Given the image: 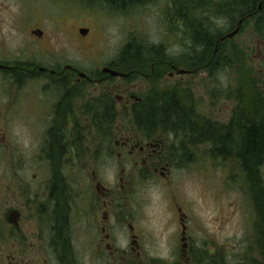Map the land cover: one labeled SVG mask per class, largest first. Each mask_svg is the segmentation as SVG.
<instances>
[{"label":"flooded vegetation","instance_id":"1","mask_svg":"<svg viewBox=\"0 0 264 264\" xmlns=\"http://www.w3.org/2000/svg\"><path fill=\"white\" fill-rule=\"evenodd\" d=\"M80 1L100 3L120 12L129 5L128 0L120 4L111 0ZM165 2L163 11L167 10V13L162 16V25L169 38L164 43H155L158 48L149 46L141 49L165 57L152 64L151 74L142 77L157 78L163 73L162 68L171 69L169 79L175 80L174 83L177 81L176 84L188 81L187 77L192 81L200 76L199 81L208 100H205L201 111H197L194 105V113L199 115L203 128L211 126L220 136L217 160L224 165L241 167L237 176L252 180L257 164L264 169V159L259 160L255 154L254 135L257 116L263 117L261 122H264V0H254L241 13L232 16L225 14L224 6H220L221 15L211 20H208L209 7L206 4L194 9L192 0ZM180 6H185V9H180ZM6 10L5 4L0 5V32L3 31L0 37V74H13L20 67L12 66L7 62L9 60L4 59L12 54V32L16 33L23 40L27 39L21 42V47H24L16 48L17 53L27 51L29 60L24 65L29 67V74L45 76L44 90L50 94L49 89L56 88V96L53 97L57 103L52 111L45 113L46 127L42 131L38 155L21 160L29 164L18 165V160L12 164L13 168L37 166L42 174L35 172L15 178L18 185L12 190L6 222L0 223V264H221L222 257H225L223 240L219 244L212 242L207 229L192 222L191 214L177 200V195L173 197V206L168 209L167 222H143L152 213L145 212L141 206L143 198L133 190L134 182L157 176L170 181L178 169L192 160L191 152L183 150L181 143L173 142L167 136L149 138L128 133L116 139L114 144L109 137V146L98 152L91 148L81 149L80 131H84L81 119L88 122L96 116H112L113 100L116 106H122L117 115L131 113L135 103L144 101V97L134 94L135 86L129 73L119 70L114 64L119 60L122 66L126 64L127 57L123 55L129 51L128 43L117 49L114 62L100 63V70L96 72L83 71L74 61L63 57L58 60L56 55L50 58L54 63L43 66L50 49L45 45L44 23L27 25L24 17L22 20L15 17V22L18 21L12 28V17L9 15L7 19ZM194 10L201 14L199 21H196ZM61 17L54 32L66 35L72 49L79 54L94 56L102 52L98 46V35L94 32L97 22L93 17L84 15L76 20L72 19L74 14L71 18ZM210 21L217 39L208 46ZM197 26H200L204 38L199 48L194 47L191 40ZM7 28L9 35H5ZM177 28L179 35L186 37L178 51L172 48V42H177ZM22 29L26 32L23 33ZM37 54L40 55V63L32 59ZM17 61L14 59V63ZM159 66L161 69L155 70ZM105 68L128 75L113 76L104 72ZM82 73L86 77H82ZM85 91L94 93L96 102L82 104L80 98ZM51 118L53 121L48 123ZM94 123V130L103 135L112 130L111 126H97L96 119ZM88 125L90 128V123ZM103 135L101 137L105 139ZM246 139L250 140L249 148L254 151L244 154L241 146L244 145L242 140ZM212 145L209 140L202 143L206 150ZM227 146L232 150H228L230 153H225ZM114 157L116 162L120 160L126 166L136 167L129 178L119 176L120 184L110 185L97 170L83 169L98 166V161L105 164ZM121 164L117 163V166ZM120 172L128 175L123 168ZM242 194L247 199L264 198V190L255 191L251 187ZM7 205L0 204V210ZM13 211L19 213L17 223L8 220ZM25 214L28 223L24 222ZM253 215L257 236L254 243L243 251L248 252L246 257L250 264H264V210H257ZM236 241L235 247L240 248V240ZM210 243H213L212 247ZM243 251L240 250L238 257ZM232 252L235 253L234 250Z\"/></svg>","mask_w":264,"mask_h":264},{"label":"rangeland","instance_id":"2","mask_svg":"<svg viewBox=\"0 0 264 264\" xmlns=\"http://www.w3.org/2000/svg\"><path fill=\"white\" fill-rule=\"evenodd\" d=\"M78 1L0 0V5L5 4V7L8 8L4 14H7L5 15L7 19L11 15L12 28L23 17L24 23L27 25H30L31 22L32 24L34 22L44 23L45 45L50 49L44 58L46 60L43 62V66L54 63L50 58L52 55H56L58 60L63 57L74 61L83 71L96 72L100 70V63L114 62L117 49L125 46L134 38L138 43L143 44L142 42H144L147 45L164 43L169 38V34L162 25V16L167 13V10L163 11L167 0H146V3L140 5L129 4L124 12L112 10L100 3ZM91 1L97 2L99 0ZM73 14L72 19L74 20L84 15L91 16L96 20L97 25L94 32L98 35V46L102 52L95 56L83 52L79 54L76 49H72V45L69 46L70 42L67 40L69 38H66V35L57 31L54 32L59 19H62L61 16L71 18ZM15 17L18 18L16 22ZM8 32L7 28L5 35H9ZM22 32L25 33L26 31L22 29ZM1 34L3 35L2 30L0 37ZM175 35L177 42H172V48L178 51L177 48L183 45L186 37L179 35L178 28ZM25 41H27L26 38L23 40L12 32V54L4 59L9 60L7 62L10 65L16 64L20 67L13 74L12 72L0 74V204H8L0 210V223L6 222L5 214L10 206V201H12V190L18 185L14 182L16 181L15 178L27 177L35 172L42 174L40 167L27 165L13 168L12 164L16 160H18V162L16 161L18 165L29 164V162H21V160H29L33 158L34 154L35 156L38 155L41 144L40 138L42 131L45 130L44 127H46L44 120L47 115L45 113L48 110L52 111L57 103L56 97H53L56 96V88L51 87L49 89L52 94H47L44 90L45 76L29 74V67L24 65L29 60L27 51L21 50L17 53L16 47H21V42L24 43ZM44 53H46L45 50ZM36 56L32 59L40 63V55L37 54ZM14 59H18V61L14 63ZM128 63L129 59L127 58V66ZM138 66L140 74L132 79V85L135 86L133 91L137 96H142L145 99L146 94L151 89L153 92L156 91V96L158 94L161 96L162 91L175 88L177 91L187 89V102L195 105L197 111H201L203 104L208 100L204 88L201 87L200 76L197 80L192 81L187 77L188 81L176 84L177 81L174 83L175 80L169 79L170 68L162 69L163 73L157 78L148 77L145 79L142 76H148L152 72L151 63H145L142 60ZM96 99L97 96L94 93L85 91L82 93L80 102L88 104L96 102ZM117 110H122V106L117 105ZM133 118V113L126 114L124 118L117 116L115 125L112 127L113 131L106 132V135L94 130L95 118L88 122L81 119V127L84 129V131H80L81 149L91 148L98 152L100 149L109 146V137L112 138L114 144L116 139H121L122 136L132 133L131 131L145 135V131L141 128L136 131L137 126H134ZM50 121L53 119H48V123ZM88 123H90L91 129L88 127ZM103 127L108 126L103 125ZM163 130V127L157 125L148 130L152 137L145 136L149 138L167 136L174 142L178 140L175 134L167 135L169 133ZM101 135L106 138H102ZM201 148L202 152L199 151ZM196 149L197 153L191 152L193 160L187 162V166L178 169L170 181L157 176L155 179L150 178L134 182L133 190L137 191L143 198L141 206L145 208V212L152 213L149 214V219L143 222L150 224L167 222L169 220L167 219L169 217L168 209L173 206V197L177 195L179 197L177 200L191 214L192 222L201 224L207 229L208 238H212V242L219 244L220 240H223L225 257L221 258V264H250L246 257L248 252L243 250L249 244L254 243L257 236V224H253L255 216L253 213L257 210L258 212L264 210V198L247 199L242 192L248 191L250 187L255 191L264 190V169L259 165L256 166V170H254L256 175H252V181L249 179L250 177L248 178L251 181L250 184L246 177L237 176L241 167L220 163L217 156L211 154L210 149H204L202 145ZM199 155L204 158H198ZM111 160L105 164L98 161V166H87L83 169L90 171L95 169L108 184L115 185L120 184L119 176L123 175L129 178L136 168L131 164L126 166V163L120 160L116 162L115 157ZM120 162L122 164L119 167L117 163ZM121 168L125 169L128 175L121 173ZM16 192L18 193V190ZM24 218V222L28 223L26 214ZM236 240H240V248L235 247V244L238 243ZM212 244L210 243V247ZM233 250L235 253L232 252ZM240 250L243 252L238 257ZM251 259L253 260L252 256Z\"/></svg>","mask_w":264,"mask_h":264},{"label":"trees","instance_id":"3","mask_svg":"<svg viewBox=\"0 0 264 264\" xmlns=\"http://www.w3.org/2000/svg\"><path fill=\"white\" fill-rule=\"evenodd\" d=\"M111 1L113 3L120 4L124 0H111ZM128 1L130 5L131 4L140 5L141 3H144L146 0H128ZM192 1H193L194 9H196L198 5L201 6L206 4L208 6L209 7L208 20H211L212 17H217L221 15L222 12L219 9L220 6H224L225 14L232 16L241 13L254 0H192ZM179 8L185 9V6H180ZM194 11H195L194 15L196 17V21H199L201 14L196 13L197 12L196 10ZM195 17L193 18L194 20ZM198 25H200V23H198ZM212 27L213 25L210 21L208 27V31H209L208 46H210L211 43H213L217 39L216 31L213 32ZM196 28H198V30ZM196 28H194L193 30L191 40L193 46L199 48L201 46V43L204 42V38L202 36L200 26H197ZM134 39H132L127 45L129 51L123 55L129 59L128 66L126 64H123L122 66L121 60L114 62V64L118 66L119 70L129 73L130 79H133L140 74V70L138 66V63L140 61L143 60L145 63H151L150 69H152L153 63L155 64L157 63L158 60H163V57H165L163 55L160 56L153 51H146V52L141 51L142 48H146L149 46L153 48H158V46L156 44L147 45L144 42H142L143 44H141L136 41V38ZM167 58L170 59L169 56H167ZM158 69H161V66H159V68H155V70ZM172 90L162 91L161 92L162 97H161L160 94L156 96L155 95L156 91L153 92L151 89L146 94L143 102L135 103L133 107V111L131 112L134 115L133 118L134 126H137L138 129L141 128L142 130H144L146 136L152 137V135L148 133V130H150L151 127L159 125L164 128L163 130L164 132L169 133L167 135L175 134V136H177L178 138V140L175 142L181 143L182 149L187 152L195 151L197 153L198 151H196L197 150L196 148L199 145H202L204 141L209 140L213 142V145L209 147L210 153L217 155L218 152L217 147L219 144V137H220L219 134L211 126H208L207 129L205 127L203 128L204 125L202 124L199 115L194 113L196 111L194 105H192L191 103L189 104L187 102L188 100L187 89L185 90L182 89L181 91L180 90L177 91V88H175V92H173ZM111 110L113 111V114L110 117L107 115H104L102 118H99L98 116L95 117L97 126L106 125V126L114 127L117 116L124 118L126 115L121 113L120 115H117L116 112L118 111L121 112V110H117L115 100L111 101ZM257 117H258L257 127H256L257 129L254 132V135L256 137L255 154L257 155V158L259 160L260 159L263 160L264 159V122L263 121L261 122L263 117L262 118H260L259 116ZM146 128L149 129L147 130ZM131 132L135 133L134 131ZM230 142H234V141L231 140ZM249 143L250 140L248 139L244 141L242 140V144H244L245 146L244 145L241 146V153L244 154L249 153L250 150ZM228 150L232 151L228 146L225 147V153H230ZM199 151L202 152V148ZM250 151L252 152L254 150L251 149ZM199 157L200 155L198 156V158ZM200 158L202 159L204 157L201 156ZM247 168L249 169V167H246V169ZM254 174L256 175L255 172Z\"/></svg>","mask_w":264,"mask_h":264},{"label":"water","instance_id":"4","mask_svg":"<svg viewBox=\"0 0 264 264\" xmlns=\"http://www.w3.org/2000/svg\"><path fill=\"white\" fill-rule=\"evenodd\" d=\"M234 34H232V35H234ZM104 72L110 73L113 76H127L128 75V74H125V73H121V72H119L117 70L111 69V68H105ZM81 76L82 77H86V74L82 73ZM18 219H19V213L17 211L11 212L9 214V216H8V220H9L10 223H17Z\"/></svg>","mask_w":264,"mask_h":264}]
</instances>
